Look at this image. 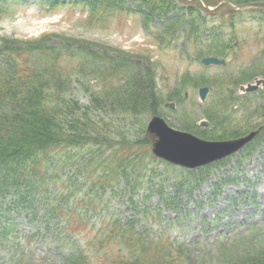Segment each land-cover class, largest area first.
Returning <instances> with one entry per match:
<instances>
[{"label":"rangeland","instance_id":"obj_1","mask_svg":"<svg viewBox=\"0 0 264 264\" xmlns=\"http://www.w3.org/2000/svg\"><path fill=\"white\" fill-rule=\"evenodd\" d=\"M81 1L91 0H0V61L11 73L16 60L10 58L9 49L19 47L30 55L31 72L39 69L33 49L40 44L55 46L49 54L55 76L42 80L54 89V97L69 104L67 118H81L90 132L86 138L121 148L124 155L119 157L130 153L141 158L134 170L152 169L148 175L154 191L146 199L136 192L126 197L111 193L109 183L100 184L91 176L95 166L81 167L90 145L82 148L73 143L74 157L72 152L66 159L53 154L60 160L58 171L67 188L60 199L44 193L51 202L62 204L61 211L52 209L49 222L43 224L42 209L33 216L18 207L9 214L11 221L2 216L0 222L10 224V234L16 237L33 235L38 260L49 264H67L71 254L92 256L95 262L94 247L89 244L98 229L96 217L103 214L114 220L117 216L121 226H134L146 240L178 248L177 255L185 264H264V247L256 249L241 237L264 234V88L249 97L237 95L238 83L262 86L264 14L231 16L225 14L227 6L209 14L196 6L200 0H106L115 7L112 14L97 12L93 19H102L93 21L91 5ZM208 55L223 57L227 65L204 66L201 58ZM110 64L120 66L115 70ZM103 69L108 74L104 80L97 75ZM50 81L59 83L58 87ZM205 85L210 91L201 102L198 88ZM127 91L136 93L134 103L113 102L115 94ZM155 115L173 129L206 140L232 139L251 130L258 135L248 150L241 148L205 171L191 172L152 159L150 147L156 136L148 133V124ZM123 166L111 184L122 186L124 171L131 181L142 177H133L128 166ZM77 168L85 171L72 175ZM152 182L140 183L138 188L147 192ZM89 185L96 189L89 190ZM159 191L178 199L166 203ZM70 192L71 198L65 201ZM90 205L101 209L95 213ZM158 213L159 218L151 217ZM89 214L94 215L88 218ZM85 217L80 221L95 229L86 235L71 233L66 221L77 228V219ZM53 238L61 240L58 251L46 242ZM118 247L105 253L115 254ZM9 257L0 249V264H9Z\"/></svg>","mask_w":264,"mask_h":264},{"label":"trees","instance_id":"obj_2","mask_svg":"<svg viewBox=\"0 0 264 264\" xmlns=\"http://www.w3.org/2000/svg\"><path fill=\"white\" fill-rule=\"evenodd\" d=\"M204 1L209 5H214L219 0L216 2L215 0ZM81 2L91 5L89 16L93 21L102 19H93L97 12L102 15L105 13H109L110 15L112 14L111 11L115 8L111 2L106 0ZM249 2L264 5V0H245L234 3ZM196 6L201 7V4L198 3ZM254 13L264 14V11H254ZM39 46L38 49H33L39 53V56H37V53H34L39 62V69L29 72L30 55L25 54V51L19 47L12 48V50L9 49L10 58H13L14 61L16 60L11 73L3 67V63L0 61V204L2 203L1 197L3 190H9L11 192L9 202L21 196L23 192L37 191L41 193L42 190H48L53 184H55L53 190L58 188L63 190L64 188L61 185L63 178L57 166L60 160L59 158H54L53 154H59L62 158L66 159L70 158V153L72 152V157H74L75 153L73 150L76 145L73 143L80 144L78 147L82 148L85 145H90L88 148L91 149V152H88V158H84L86 161H83L85 165H81V167L87 164L92 166V168L95 166L91 172V176L101 184L109 183L112 187L109 189L111 193H119L120 196L126 197L133 194L132 189L134 187H136V190L141 189L138 188L141 185L140 183H147L150 178L148 174L152 169L146 168L143 170L147 174L141 171L136 172L134 170L135 162L141 163V158H136L137 155L130 153H128L129 155L126 158L119 157L121 154L124 155L121 148L119 149L109 144L101 145V142L95 137H92L93 139L86 138L90 132L82 125L83 120L77 116L75 119L71 116L67 118L71 115V112H69V104H66V101L60 102L58 100L59 98L54 97V93L51 92L54 89L52 87L48 89L46 81L42 80V78H47L46 80L52 79L55 76L52 72L54 69L53 58L51 59L49 55L52 51L56 50L54 49L55 46L52 47L43 44ZM119 66L110 64V69L117 70ZM49 74L52 75L51 78L48 77ZM97 75L100 79L104 80V77L108 74L103 69L102 74ZM35 79L37 81L34 82ZM239 80L241 79L236 81ZM50 82L51 85L58 87L59 83L54 81ZM135 94H132L131 91H127L121 95L115 94L113 102L119 101L120 105L125 106L132 101ZM132 103L134 102L132 101ZM132 106L130 104L128 107ZM117 145L119 147L124 146ZM112 147L116 148L114 152L110 151ZM107 148L111 154L105 152ZM124 151L126 152L127 150ZM50 162L55 165L52 166ZM121 165L128 166V169L131 170V173H129L133 177L143 174L142 177L139 179L134 177L135 182H132L126 174V171H124V177L121 178L124 184L122 186L111 184V181L119 176L117 169ZM47 170L56 171L47 179L41 177L43 181L35 178L37 171L45 172ZM79 171H85V168H82V170L77 168L71 174L76 176V173ZM43 185L45 188H43ZM118 189L119 191L116 192ZM151 189L152 185L147 187L146 190ZM35 194H32V200ZM167 199L172 203L175 198L169 196ZM6 212V209L0 205V218ZM153 216L152 214L151 217ZM115 217L118 218L117 216ZM8 231L9 224L0 222V245H7L11 239ZM111 235L123 244L126 254L120 253L114 255L112 258L106 259L103 264H185L184 260L181 262L177 255L179 253L178 248L171 249L168 242L146 240L141 233L135 230L134 226L132 227L129 224L114 227L111 230ZM21 251L22 249L20 248L18 250L19 256ZM81 262V260L71 256L68 264H81ZM87 264L92 263L87 262Z\"/></svg>","mask_w":264,"mask_h":264},{"label":"water","instance_id":"obj_3","mask_svg":"<svg viewBox=\"0 0 264 264\" xmlns=\"http://www.w3.org/2000/svg\"><path fill=\"white\" fill-rule=\"evenodd\" d=\"M202 61L206 64L223 63L221 59L216 57H206ZM253 87L255 86H250V88ZM206 92V87L199 89L202 97L205 96ZM148 130L157 133L159 136L153 148L155 154L187 166L206 163L227 155L241 147L253 135L251 133L245 138L232 141H202L166 127L158 117L151 120Z\"/></svg>","mask_w":264,"mask_h":264}]
</instances>
